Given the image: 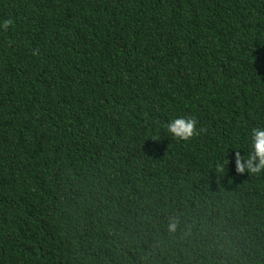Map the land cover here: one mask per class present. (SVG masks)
<instances>
[{
  "label": "trees",
  "instance_id": "trees-1",
  "mask_svg": "<svg viewBox=\"0 0 264 264\" xmlns=\"http://www.w3.org/2000/svg\"><path fill=\"white\" fill-rule=\"evenodd\" d=\"M9 20L0 264H264V170L235 166L264 126V0H0Z\"/></svg>",
  "mask_w": 264,
  "mask_h": 264
},
{
  "label": "clouds",
  "instance_id": "clouds-1",
  "mask_svg": "<svg viewBox=\"0 0 264 264\" xmlns=\"http://www.w3.org/2000/svg\"><path fill=\"white\" fill-rule=\"evenodd\" d=\"M11 21H0V28L7 27ZM166 131L175 139L187 140L194 132V121L188 117L177 115L172 117L166 124ZM251 151L241 157L236 155L235 166L237 172H244L245 169L251 173H260L264 170V126H257L251 129L248 135ZM243 161V162H242ZM176 223L168 225L170 232L175 231Z\"/></svg>",
  "mask_w": 264,
  "mask_h": 264
}]
</instances>
